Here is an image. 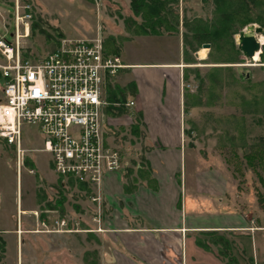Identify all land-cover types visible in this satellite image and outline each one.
<instances>
[{
  "label": "rangeland",
  "instance_id": "rangeland-1",
  "mask_svg": "<svg viewBox=\"0 0 264 264\" xmlns=\"http://www.w3.org/2000/svg\"><path fill=\"white\" fill-rule=\"evenodd\" d=\"M20 1L32 5L30 33L21 41L24 51L34 55L53 51L62 37H90L100 32L106 48L112 50L110 53L116 54L113 49L118 40L121 47L118 55L125 61L185 59L187 63H197L196 51L203 44L198 49L185 46L184 19L213 20L215 16L213 0H179L175 5L180 20L178 31L153 34L142 29L143 15L134 12L132 0ZM13 6L14 0H0V30H4L6 17L8 39H13ZM246 13L257 20L264 19L261 6H252ZM257 20L253 22L261 25ZM246 25L233 26L240 31ZM239 31H229L227 39L220 37L209 48L205 47L207 61L216 66L192 67L185 71L191 82L187 98L199 109L197 115L188 113L187 124L193 130L189 133L192 140H218L219 151L230 171L237 175L240 187L246 186L245 176L252 173L253 187L264 200V63L243 55L237 44ZM117 72L109 76L115 79L109 80L121 81L129 76L125 68ZM1 86L2 79L0 97ZM126 97L130 99L131 96L128 93ZM124 112L128 114L125 109L112 118L104 108L102 122L107 124L106 136L123 150L126 160L132 162L139 155L140 138L132 133L129 120L121 115ZM23 138L28 148L42 145L41 135L34 125L25 126ZM29 168L34 172H29ZM54 172L49 153L32 151L18 174L15 149L0 139V264H115L116 245L110 243L106 233L100 235V227L94 223L99 212L96 206L89 204L92 188L75 180L47 181L45 176ZM29 205H34L36 211L21 213L20 209ZM44 209L57 211L52 216ZM43 221L50 228L41 225ZM83 225L91 231L85 232ZM70 228L76 232H66ZM43 230L61 232L59 235L53 233L59 238L60 253L48 261L39 257L42 250L51 253L52 241L56 243V240L50 238L43 248L35 239ZM104 252H108V260H104Z\"/></svg>",
  "mask_w": 264,
  "mask_h": 264
},
{
  "label": "crops",
  "instance_id": "crops-1",
  "mask_svg": "<svg viewBox=\"0 0 264 264\" xmlns=\"http://www.w3.org/2000/svg\"><path fill=\"white\" fill-rule=\"evenodd\" d=\"M202 47L196 51L197 63L121 59L129 76L121 81L106 78L107 112L115 118L126 109L128 114L121 115L131 127L138 123L140 138L133 164L125 157L121 170L105 175L101 222L93 221L99 234L106 233L116 245L115 264H264V203L253 187L254 175L247 173V184L240 187L218 140L199 142L189 136L193 130L187 115H197L199 109L187 98L191 82L185 71L216 66L207 61L208 52L200 54ZM131 100L133 105H125ZM59 178L55 172L45 176L53 182ZM89 204L96 206L91 199ZM20 211L36 209L29 205ZM43 211L55 216L57 210ZM41 233L35 239L43 248L50 238L56 240L50 242L52 252L42 250L39 257L48 261L60 253L55 236L61 232ZM107 255L104 252V260Z\"/></svg>",
  "mask_w": 264,
  "mask_h": 264
},
{
  "label": "built area",
  "instance_id": "built-area-1",
  "mask_svg": "<svg viewBox=\"0 0 264 264\" xmlns=\"http://www.w3.org/2000/svg\"><path fill=\"white\" fill-rule=\"evenodd\" d=\"M13 8V39L7 36L6 17L0 30V139L15 149L18 174L30 152H47L62 180L91 187L90 199L97 202L99 212L95 221L100 223L105 175L125 164L123 150L109 140L102 122L109 104L104 87L106 78L124 64L120 55L106 51L100 32L62 37L56 49L43 55L27 53L21 40L30 33L32 5L14 0ZM28 124L40 133V147L23 144Z\"/></svg>",
  "mask_w": 264,
  "mask_h": 264
},
{
  "label": "trees",
  "instance_id": "trees-1",
  "mask_svg": "<svg viewBox=\"0 0 264 264\" xmlns=\"http://www.w3.org/2000/svg\"><path fill=\"white\" fill-rule=\"evenodd\" d=\"M178 3L179 0H132V7L137 15H143V23L141 24L143 30L153 34H161V32L165 31L170 33L178 31L180 20L179 14L175 11V5ZM213 4L215 15L213 20L215 22L212 23L213 20H205L200 17L184 19L187 28L186 34L184 33L185 46H192L198 49L205 42L213 45L220 37L229 35V31H233V33L239 31V28L237 29L233 25L237 23H240L241 26L248 25L257 20L256 18L248 16L246 13L252 6H261L262 11H264V0H213ZM169 14L172 16L171 19H169ZM257 21L261 22L260 24L264 27V19ZM59 35L62 34L60 33ZM120 48L117 40L113 49L114 53L119 54L118 51L121 50ZM106 51L109 53L112 52L109 47L106 48ZM206 52L207 49L202 47L200 54L204 56ZM258 58L259 62H264V46ZM262 100H264V96ZM132 133L139 135L138 123L132 125ZM139 171L142 172L144 170L139 169ZM260 200L264 203L261 197Z\"/></svg>",
  "mask_w": 264,
  "mask_h": 264
},
{
  "label": "water",
  "instance_id": "water-1",
  "mask_svg": "<svg viewBox=\"0 0 264 264\" xmlns=\"http://www.w3.org/2000/svg\"><path fill=\"white\" fill-rule=\"evenodd\" d=\"M258 34L264 35V27L254 22L246 25L238 33L237 44L243 55L253 58L257 51L263 50V43L258 38ZM209 42L203 43V47H210Z\"/></svg>",
  "mask_w": 264,
  "mask_h": 264
},
{
  "label": "bare ground",
  "instance_id": "bare-ground-1",
  "mask_svg": "<svg viewBox=\"0 0 264 264\" xmlns=\"http://www.w3.org/2000/svg\"><path fill=\"white\" fill-rule=\"evenodd\" d=\"M257 36L261 40V42L264 43V36H262V34H258ZM259 53H260V51H257L255 53V55L253 56V59L256 60V62H258V60H259V58H258Z\"/></svg>",
  "mask_w": 264,
  "mask_h": 264
}]
</instances>
